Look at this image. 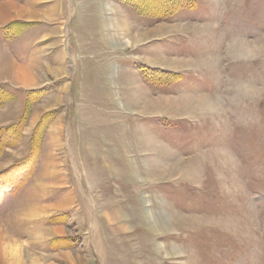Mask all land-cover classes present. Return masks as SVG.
<instances>
[{
  "label": "rangeland",
  "instance_id": "374dc122",
  "mask_svg": "<svg viewBox=\"0 0 264 264\" xmlns=\"http://www.w3.org/2000/svg\"><path fill=\"white\" fill-rule=\"evenodd\" d=\"M263 37L264 0H0V240L21 264H264Z\"/></svg>",
  "mask_w": 264,
  "mask_h": 264
},
{
  "label": "bare ground",
  "instance_id": "6f19581e",
  "mask_svg": "<svg viewBox=\"0 0 264 264\" xmlns=\"http://www.w3.org/2000/svg\"><path fill=\"white\" fill-rule=\"evenodd\" d=\"M14 8V7H13ZM110 8V7H109ZM24 10V9H23ZM29 13V12H28ZM124 22V21H123ZM115 26V25H114ZM115 27H117V26H115ZM122 27H124V26H122ZM126 29V28H125ZM123 36V35H122ZM140 36V35H139ZM130 37V36H129ZM128 37V38H129ZM264 38V37H263ZM118 42V41H117ZM251 45H254V43L253 44H251ZM256 45V44H255ZM258 47V46H257ZM239 50V49H238ZM241 51V50H240ZM6 69V68H5ZM47 69V68H46ZM49 69V68H48ZM47 69V70H48ZM9 70L11 71V76H10V78H4L5 80H8V81H14V82H16V83H18V84H20L22 87H24V86H29V85H31L32 83H34L33 81H34V79L32 78L33 76H29V74L30 73H32L31 71H29V70H26V69H23V68H21L19 65L18 66H16V65H12L11 64V66H9ZM58 75H62V74H64V71H61V70H56L55 71ZM33 74V73H32ZM9 76V75H8ZM17 84V85H18ZM189 100V99H188ZM188 102H191V101H188ZM213 104H215V103H213V102H207L206 100H199L198 102H197V104H196V106H199V105H201L202 106V108H204V109H206V108H208L210 105H213ZM150 106V105H149ZM187 110V109H186ZM135 113V112H134ZM54 131H57V133L59 132V131H61V130H59V128H57V127H54ZM78 135V134H77ZM74 145H75V141H74V143H73ZM119 150V149H118ZM117 150V151H118ZM114 155V154H113ZM106 157V156H105ZM127 168V167H126ZM76 169V168H75ZM80 169V168H79ZM167 170V169H166ZM80 171V170H79ZM85 173V172H84ZM78 176V175H77ZM84 176V175H83ZM80 177V176H79ZM122 177V176H121ZM82 178V177H81ZM123 178V177H122ZM84 180H85V183H86V177L84 176ZM122 181V180H121ZM123 182V181H122ZM128 182V184H130L129 182L130 181H127ZM126 183V182H125ZM87 184V183H86ZM125 185V184H124ZM120 189H122V187L120 188ZM128 189V188H127ZM132 189V188H131ZM131 189H129V190H131ZM119 190V189H118ZM123 191V190H122ZM135 192V191H134ZM125 193H126V191H125ZM122 194V193H121ZM124 195V194H123ZM138 195V194H137ZM93 196V195H92ZM114 196V195H113ZM125 196V195H124ZM123 196V197H124ZM118 197V196H117ZM132 197H133V195H132ZM96 199V198H95ZM119 204V203H118ZM104 205V204H103ZM144 206V205H143ZM147 206V205H146ZM145 206V207H146ZM120 207V206H119ZM98 208V207H97ZM135 210H137V209H135ZM20 215H21V213H20ZM150 215L151 214H149L148 216H147V223L148 224H150V226H151V228H152V230L155 232V233H157L158 234V232H157V226H156V224H154L155 223V221L157 220V219H153L152 217H150ZM121 217V216H120ZM135 217V216H134ZM115 218H117V217H114V220H115ZM160 218H164V216H162V217H160ZM109 220H111V219H109L108 218V221ZM113 220V221H114ZM122 220H123V218H122ZM121 220V221H122ZM176 221H178V222H180V223H183L182 222V220H184V219H175ZM112 221V220H111ZM126 221H128V220H126ZM110 223V222H109ZM115 223H117V222H115ZM118 223H120V219H118ZM169 223H170V220H167V219H165L164 220V223H161L162 224V228H164V229H162V230H165V229H167V227H168V225H169ZM173 223V222H172ZM95 226V225H94ZM118 226H120V225H118ZM93 227V226H92ZM139 227V226H138ZM161 227V226H160ZM136 228V227H135ZM150 228V229H151ZM127 229V228H126ZM141 230V229H140ZM114 231V230H113ZM119 232V231H118ZM153 234V233H152ZM163 235V234H162ZM147 236V235H146ZM220 236V235H219ZM142 238V237H141ZM153 238V237H152ZM151 238V239H152ZM155 238V237H154ZM2 240H4V239H2ZM9 241V240H8ZM142 241V240H141ZM143 241H145V240H143ZM150 241V240H149ZM166 241V240H165ZM10 242V241H9ZM15 242V241H14ZM140 242V241H139ZM146 242V241H145ZM145 242H144V245H145ZM131 243V242H130ZM143 243V242H142ZM141 243V244H142ZM161 243V242H160ZM149 246V245H148ZM151 246V245H150ZM20 247V246H19ZM18 246H16V245H14V244H12V243H5L4 241H1L0 240V262H1V259H5L6 260V262H7V264H21L22 263V259H23V257L22 256H24L23 254H22V248L20 249ZM95 247V246H94ZM144 247V246H143ZM102 248V247H101ZM135 248V247H134ZM147 249L149 248V247H146ZM153 247H151V249H152ZM163 248L164 249H166V246L165 245H163ZM161 246H158V250H159V253L161 252L162 253V249H163ZM153 250H154V248H153ZM141 252V251H140ZM152 252V251H151ZM150 252V253H151ZM24 253V252H23ZM142 253V252H141ZM135 254V253H134ZM128 255V254H127ZM138 255V254H137ZM141 255V254H140ZM27 256H29V255H27ZM146 256H147V254H146ZM155 256V255H154ZM160 256V255H159ZM26 257V256H25ZM135 257V256H134ZM139 257V256H138ZM141 257V256H140ZM33 258V257H32ZM149 257H147L146 259H148ZM151 258V257H150ZM149 258V259H150ZM35 259V258H34ZM25 260V259H24ZM121 260H123V259H121ZM152 260V259H151ZM150 260V261H151ZM154 260H155V258H154ZM146 261V260H145ZM29 262H33V261H29ZM135 262V261H134ZM2 263V262H1ZM147 262H145L144 264H146ZM140 264V263H139ZM143 264V263H142ZM148 264V263H147ZM153 264V263H152ZM154 264H155V262H154Z\"/></svg>",
  "mask_w": 264,
  "mask_h": 264
},
{
  "label": "trees",
  "instance_id": "16d2710c",
  "mask_svg": "<svg viewBox=\"0 0 264 264\" xmlns=\"http://www.w3.org/2000/svg\"><path fill=\"white\" fill-rule=\"evenodd\" d=\"M5 94H6V96H8V94L5 93L4 91H0V103H1V100L6 99V98H5ZM35 97H39V96H34V98H35ZM33 135H35V132L33 133ZM2 146H4V142H3L2 139L0 138V151H1V149H2ZM1 154H2V153H1Z\"/></svg>",
  "mask_w": 264,
  "mask_h": 264
},
{
  "label": "crops",
  "instance_id": "0c3cea01",
  "mask_svg": "<svg viewBox=\"0 0 264 264\" xmlns=\"http://www.w3.org/2000/svg\"><path fill=\"white\" fill-rule=\"evenodd\" d=\"M74 6V5H73ZM72 6V10L74 11V7ZM74 16H76V13H74V15H73V19H75L74 18ZM73 21V20H72ZM72 21L70 22V23H72ZM77 24H78V21H77Z\"/></svg>",
  "mask_w": 264,
  "mask_h": 264
}]
</instances>
